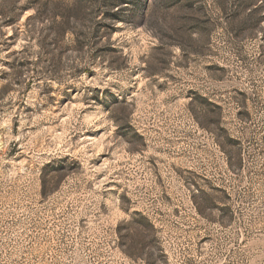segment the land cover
Returning <instances> with one entry per match:
<instances>
[{
	"label": "rangeland",
	"instance_id": "obj_1",
	"mask_svg": "<svg viewBox=\"0 0 264 264\" xmlns=\"http://www.w3.org/2000/svg\"><path fill=\"white\" fill-rule=\"evenodd\" d=\"M0 264H264V0H0Z\"/></svg>",
	"mask_w": 264,
	"mask_h": 264
}]
</instances>
